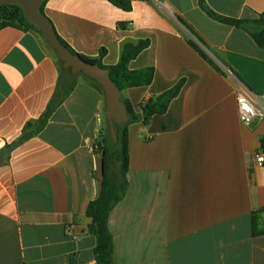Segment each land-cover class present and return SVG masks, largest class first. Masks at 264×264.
Here are the masks:
<instances>
[{"label": "crops", "instance_id": "1", "mask_svg": "<svg viewBox=\"0 0 264 264\" xmlns=\"http://www.w3.org/2000/svg\"><path fill=\"white\" fill-rule=\"evenodd\" d=\"M130 1L131 12L107 0L45 5L77 53L97 58L105 48L106 66L119 62L125 43L151 41L130 68L154 67L153 83L122 93L135 112L186 80L166 114L128 127L129 187L109 222L115 264H264V212L255 215L264 208V166L255 159L264 153V121L243 124L235 96L236 80L264 93V48L210 17L201 0ZM203 2L230 19L264 14V0ZM180 19L224 74L189 45ZM53 101L45 128L0 167V264H95L86 212L101 191L95 145L105 96L85 78L61 77L37 32L0 29V151Z\"/></svg>", "mask_w": 264, "mask_h": 264}, {"label": "trees", "instance_id": "2", "mask_svg": "<svg viewBox=\"0 0 264 264\" xmlns=\"http://www.w3.org/2000/svg\"><path fill=\"white\" fill-rule=\"evenodd\" d=\"M47 1L44 2L41 7V12L43 14H45V5ZM107 1L126 12H131L133 9L132 2L130 0ZM201 6L213 19L246 31L251 35L259 47L264 48V14H262L257 20H236L225 18L215 13L204 5L203 0H201ZM179 21L184 25L187 31H189L190 34H192L198 40L195 41L193 38L188 37L189 45L193 47L201 55V57H203V59H205L218 72L224 74L222 68L207 54L205 49L202 47V45L204 46L205 43L201 40L197 33L183 20L180 19ZM129 26V22L118 24V28L121 30H125ZM6 27H14L25 31L33 30L43 37L41 31L28 20L23 8L19 5H0V29ZM58 37L61 43L73 54L79 55L88 63L96 64L102 68L108 69L110 71L112 80L117 84L122 93L128 89L147 87L153 83L155 77L154 67H147L140 70H132L130 68V64L136 60L142 52L150 47L151 41L149 39L140 40L135 43H125L122 47L119 62L113 66H106L103 64V58L107 54V50L105 48L100 50L99 56L97 58H91L77 53L59 34ZM43 39L45 40L44 37ZM52 51L55 54V59L59 67L61 77H63L66 68L64 67L63 62L58 58L56 52L54 50ZM67 71H69L71 76L73 75L70 69ZM83 76L93 88L104 95L103 89L98 83L86 77L85 75ZM185 83L186 80L182 79L172 88L142 103L140 105L141 114L135 112L128 99L123 98V102L127 106L130 119L126 124H115L117 133L116 143H114L110 131L107 135L104 133V128L101 131L97 144V152L101 154L103 158L101 191L99 197L96 200L90 202L86 212V217L90 220L88 231L92 236L95 237L96 240V246L93 253V261L95 264H115L114 239L110 230L109 222L113 210L125 198L129 187L128 173L130 156L128 127L130 124L137 122H143L145 125L149 124L155 116L166 114L173 100H175L180 95ZM71 88L72 86L69 88V90H67L66 95L60 98V104L63 103L65 98L68 96ZM53 104L54 101L53 103L51 102L47 111L39 119L29 121L25 125L18 140L12 144H8L3 150L0 151V167L6 165L9 162L12 151L18 145L38 135L45 128L50 119ZM261 147L264 151V138L261 140ZM263 212L264 208L255 212V215ZM72 264H74V262Z\"/></svg>", "mask_w": 264, "mask_h": 264}, {"label": "water", "instance_id": "3", "mask_svg": "<svg viewBox=\"0 0 264 264\" xmlns=\"http://www.w3.org/2000/svg\"><path fill=\"white\" fill-rule=\"evenodd\" d=\"M47 0H0V5H19L23 8L28 20L41 31L46 42L54 50L66 69L73 74L81 73L98 83L104 92L106 111L103 119L104 133L110 131L114 143L117 142L115 124L129 122L128 109L123 102V94L112 80L110 71L96 64L86 62L79 55L73 54L65 47L55 30L53 23L41 12V7Z\"/></svg>", "mask_w": 264, "mask_h": 264}, {"label": "built area", "instance_id": "4", "mask_svg": "<svg viewBox=\"0 0 264 264\" xmlns=\"http://www.w3.org/2000/svg\"><path fill=\"white\" fill-rule=\"evenodd\" d=\"M197 41L193 36H190ZM237 107L239 110L240 119L245 125H252L255 121H264V93L259 94L253 92L243 82L236 80L235 91ZM98 142L95 145V150L98 151ZM256 164L264 166V153L260 152L256 155ZM69 231H71L69 229Z\"/></svg>", "mask_w": 264, "mask_h": 264}, {"label": "rangeland", "instance_id": "5", "mask_svg": "<svg viewBox=\"0 0 264 264\" xmlns=\"http://www.w3.org/2000/svg\"><path fill=\"white\" fill-rule=\"evenodd\" d=\"M69 69H66L65 73H64V76L63 78L65 80H67L68 77L70 78H75V79H78V78H84V76L81 74V73H76V74H73L72 76L70 75L69 71H67Z\"/></svg>", "mask_w": 264, "mask_h": 264}]
</instances>
